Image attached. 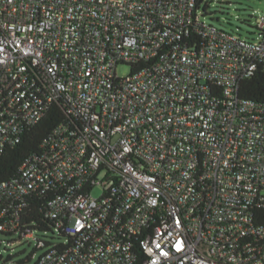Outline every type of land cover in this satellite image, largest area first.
Wrapping results in <instances>:
<instances>
[{"label": "built area", "instance_id": "2783aa9c", "mask_svg": "<svg viewBox=\"0 0 264 264\" xmlns=\"http://www.w3.org/2000/svg\"><path fill=\"white\" fill-rule=\"evenodd\" d=\"M196 1L0 0V153L56 102L82 123L0 183L14 237L27 198L53 195L63 241L25 230L35 264H264V110L238 96L264 66V16L243 38Z\"/></svg>", "mask_w": 264, "mask_h": 264}, {"label": "trees", "instance_id": "16d2710c", "mask_svg": "<svg viewBox=\"0 0 264 264\" xmlns=\"http://www.w3.org/2000/svg\"><path fill=\"white\" fill-rule=\"evenodd\" d=\"M210 0H197L196 6L202 12V16L211 14L208 12ZM201 44V41H198ZM238 96L260 105L264 110V66L258 67L249 78L243 80L238 89ZM61 123H72L75 131H81L82 123L72 119L69 110L61 102L51 105L44 113L43 118L33 127L24 130L19 143L13 146H6L0 153V183L14 179L18 176L20 166L32 154L40 150L43 142L47 141L53 130ZM53 195L33 196L24 203L22 213V233L17 237L22 240L23 232L27 229H36L40 232H51L53 221L47 219L45 207ZM258 222L264 226V209L257 215ZM2 235L10 236L0 232ZM36 250L25 260L17 264H27ZM8 256L4 262H10Z\"/></svg>", "mask_w": 264, "mask_h": 264}, {"label": "rangeland", "instance_id": "374dc122", "mask_svg": "<svg viewBox=\"0 0 264 264\" xmlns=\"http://www.w3.org/2000/svg\"><path fill=\"white\" fill-rule=\"evenodd\" d=\"M208 12L211 14L201 17L205 24L243 38L253 40L261 38L257 25L264 16V0H210ZM129 72V66H120L117 69L120 76H127ZM103 178L104 175H101L100 179ZM101 191V185H97L91 193L94 197H98ZM38 235L44 240L63 241V238L58 237L55 232ZM34 250L36 251L27 264H35L42 250H37L33 241L18 240L17 237L0 234V264H17L25 260ZM8 256L11 257V261L4 262Z\"/></svg>", "mask_w": 264, "mask_h": 264}]
</instances>
